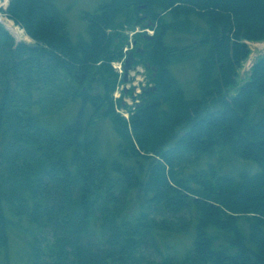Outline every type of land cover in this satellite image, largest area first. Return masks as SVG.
<instances>
[{
    "label": "trees",
    "instance_id": "16d2710c",
    "mask_svg": "<svg viewBox=\"0 0 264 264\" xmlns=\"http://www.w3.org/2000/svg\"><path fill=\"white\" fill-rule=\"evenodd\" d=\"M58 1L8 0L31 44L0 23V254L25 221L34 243L53 238L32 264H264V54L237 86L264 0H99L76 36ZM137 27L153 31L131 40L156 88L126 119L112 63ZM187 60L189 95L173 72ZM98 117L117 137L109 153ZM223 153L256 171H221L210 159Z\"/></svg>",
    "mask_w": 264,
    "mask_h": 264
},
{
    "label": "rangeland",
    "instance_id": "374dc122",
    "mask_svg": "<svg viewBox=\"0 0 264 264\" xmlns=\"http://www.w3.org/2000/svg\"><path fill=\"white\" fill-rule=\"evenodd\" d=\"M8 0H0V17L6 18L3 14V10L7 6ZM99 0H59L58 6L60 9H62L65 12V15L69 21V29L71 31L72 36H76V34L83 32L84 30V24L81 21L80 13L82 11L92 10L96 3ZM5 22V21H4ZM4 24V23H3ZM20 32L19 35H13L14 39L17 42H25L31 44V39L25 35L24 31L20 29L18 26H16ZM145 30L141 29L139 27L135 28L133 32H129L128 36L130 38V42L133 39V35L136 33H139L140 36H142L143 32ZM150 31V30H149ZM10 32V31H9ZM148 35H151L150 33H147ZM179 37H183V35L179 34ZM171 42V41H169ZM182 45H185L186 42L182 41ZM176 44V43H175ZM138 47V46H135ZM131 47H129L130 50ZM254 49V48H253ZM261 50H254L253 53H260ZM121 62V61H120ZM120 62H117L114 64L116 67L115 69L119 72ZM196 64L194 63V60H187L184 61L175 67H173V72L175 76L179 79L181 82L183 88L186 91V94L189 95V92H194L195 85H196V73L194 70V67ZM246 73L240 74L237 78V86L241 83V81L244 80L246 77ZM127 84L124 85L122 82L118 85L114 97L117 100V107L118 110L121 112V114L124 117H127L126 111L130 110L128 108H125L124 110L120 109L119 104L125 103L126 107L134 106L136 102H139L136 97L131 98L130 96H124L122 95L123 89L127 88L130 89L132 86H136V92H134V95H137L139 93V87L140 86H147L148 80L150 78V72L145 71L144 68L139 64H135L131 71L129 72ZM125 87V88H123ZM133 93V91H131ZM76 108L74 106H67L64 108L62 112L58 116H55L53 119V116L49 118V122L51 123L52 127L59 128V126L63 125L64 123L68 122L75 116ZM97 129L96 132L98 133L99 139H100V150L103 153H109L111 150H113L116 142L117 137L114 134L111 124L108 120L103 119L101 117L97 118L96 126ZM226 157H225V156ZM224 156V157H223ZM222 155H215L213 158L210 159L211 163H213L215 166L221 168L220 170L225 171L226 173H233L236 175L239 171H246L248 173H254L256 171V166L252 163H247L243 161H231L228 160V155L223 153ZM204 161L201 162L203 164ZM219 170V171H220ZM32 228L29 224H27L25 221L22 222V225L20 227V230H10L8 235V246L6 251L0 256V264H32L33 263V257L34 254L32 252V245H38L42 249L43 252H45V257L47 258V247L50 246L52 243L53 238L48 234H46V239H42L41 236H37V241L34 243L32 241L33 237L30 236V229ZM173 246L176 247L177 251L183 250L185 247L190 245V240L186 237H176L173 238L172 241H170ZM53 258L55 260V254H53Z\"/></svg>",
    "mask_w": 264,
    "mask_h": 264
},
{
    "label": "flooded vegetation",
    "instance_id": "af4514ba",
    "mask_svg": "<svg viewBox=\"0 0 264 264\" xmlns=\"http://www.w3.org/2000/svg\"><path fill=\"white\" fill-rule=\"evenodd\" d=\"M137 50L136 51H134V53H136V52H138V54H140V55H143V52H142V50L141 49H139V48H136ZM135 57V56H134ZM136 59H138V58H136L135 57V61H136ZM134 61V62H135ZM139 65V64H138ZM141 65V64H140ZM145 66H146V69H145V66H142L143 68H144V70L145 71H150V78H149V80H148V84H147V86H140V88H148L145 92H139L137 95H134V92H136V86L134 85V86H132L131 87V91H133V93L130 91V89H127V88H125V87H123V88H125L123 91H122V95H124V96H130L131 98H134V97H136L137 98V100H140L141 102H142V99H143V97H144V95L150 90V88H156L155 87V85L153 84V82H152V79H154L155 78V76H156V71H155V69H153V67H150L148 64H144ZM129 79V78H128ZM125 79H124V75H122V79H121V81H122V83L125 85L126 83H124L125 81H124ZM128 81V80H127ZM121 108L124 110L125 108H128V109H130V110H128V111H126V113L128 114V115H130L138 106H129V107H126V104L125 103H121ZM141 106V105H140ZM139 106V107H140Z\"/></svg>",
    "mask_w": 264,
    "mask_h": 264
},
{
    "label": "water",
    "instance_id": "95a60500",
    "mask_svg": "<svg viewBox=\"0 0 264 264\" xmlns=\"http://www.w3.org/2000/svg\"><path fill=\"white\" fill-rule=\"evenodd\" d=\"M142 8L144 9L145 8V5L142 6ZM147 37V36H146ZM147 39H149V36L147 37ZM134 44V42H133ZM134 62V58H133V53L132 52H129L125 61H124V65H123V72H124V79H126L127 75H128V72L129 70L131 69L132 67V64ZM140 90L142 92H145L146 91V88H140Z\"/></svg>",
    "mask_w": 264,
    "mask_h": 264
},
{
    "label": "bare ground",
    "instance_id": "6f19581e",
    "mask_svg": "<svg viewBox=\"0 0 264 264\" xmlns=\"http://www.w3.org/2000/svg\"><path fill=\"white\" fill-rule=\"evenodd\" d=\"M0 20L4 23L5 27L10 31L13 35H19L20 30L13 24L12 21L8 20L7 18H1ZM5 21V22H4Z\"/></svg>",
    "mask_w": 264,
    "mask_h": 264
},
{
    "label": "built area",
    "instance_id": "2783aa9c",
    "mask_svg": "<svg viewBox=\"0 0 264 264\" xmlns=\"http://www.w3.org/2000/svg\"><path fill=\"white\" fill-rule=\"evenodd\" d=\"M256 45V44H255ZM258 45V44H257ZM260 47L264 50V42L260 44ZM252 65V61L248 60L245 64V68L248 69Z\"/></svg>",
    "mask_w": 264,
    "mask_h": 264
}]
</instances>
